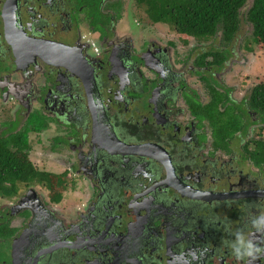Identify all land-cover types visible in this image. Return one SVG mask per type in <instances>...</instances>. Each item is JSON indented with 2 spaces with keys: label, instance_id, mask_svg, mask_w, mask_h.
<instances>
[{
  "label": "flooded vegetation",
  "instance_id": "obj_1",
  "mask_svg": "<svg viewBox=\"0 0 264 264\" xmlns=\"http://www.w3.org/2000/svg\"><path fill=\"white\" fill-rule=\"evenodd\" d=\"M217 37L139 0H0V139L62 177L0 197V264H243L222 240L264 214V113ZM231 115L248 129L225 134Z\"/></svg>",
  "mask_w": 264,
  "mask_h": 264
},
{
  "label": "trees",
  "instance_id": "obj_2",
  "mask_svg": "<svg viewBox=\"0 0 264 264\" xmlns=\"http://www.w3.org/2000/svg\"><path fill=\"white\" fill-rule=\"evenodd\" d=\"M139 2L145 5L146 15L153 23H162L184 37L202 42H209L220 34L222 46L226 50L234 42L244 20L253 28L247 50L252 52L253 46L256 45L264 54V0H253L251 5L248 4V0H139ZM244 9L246 12H243ZM227 53L228 51L223 53L221 48L216 50L215 58L219 64L228 59ZM227 102L228 99L225 97V104ZM250 103L257 112L264 113V83L259 82L255 87ZM230 117L229 121L223 119V127H220L225 134L248 129L249 126L240 125L236 116ZM263 131L264 128H261L258 132L260 139L255 142L257 145L255 151L249 152L250 158L256 160L258 164L264 162ZM19 146L18 143L15 147L10 146L8 141L0 139V197L10 201L17 195L19 188L36 184L53 190L61 187V175L37 169L28 159L27 152L23 151L25 147Z\"/></svg>",
  "mask_w": 264,
  "mask_h": 264
},
{
  "label": "rangeland",
  "instance_id": "obj_3",
  "mask_svg": "<svg viewBox=\"0 0 264 264\" xmlns=\"http://www.w3.org/2000/svg\"><path fill=\"white\" fill-rule=\"evenodd\" d=\"M252 2H253V0H248V4L251 5ZM243 12H246V9H244ZM153 28L157 29L156 26H154ZM165 29L166 28L164 27V30ZM252 32H253L252 25L246 23L243 20L241 22L240 30H239L234 42H232L228 46L229 50L236 53V58L239 59L240 62H242L241 64L235 65L237 71L233 72L232 76H235L233 78V80L238 79V77H237L238 74H240V76H241L240 78H242V79L243 78L246 79V78L252 76V78H255V79L257 78L256 79L257 83H259V82L264 83V54L259 49V47H257L256 45L253 46L254 47L253 51H252L253 53L248 51L246 48L247 43L249 42V40L252 36ZM217 38L218 39H217L215 44L217 46H219L222 36L219 34ZM249 46L251 47V44H249ZM243 58H245L246 60H244ZM231 77L227 76V78H231ZM243 85H245V84H243ZM240 120L245 124V120L243 118ZM252 129H253V132L251 133V136L256 138V135L260 131V127L256 126ZM229 135H230V133H229ZM262 135L264 136V131L262 132ZM226 143L227 142H225V144ZM9 144H10V146L12 145L10 142H9ZM28 159L31 160V158H28ZM44 162H42V163L41 162H35L36 164L43 166V167H37L39 170H41V171L46 170V172L48 170H50V171L55 172V173L60 172V167L57 165L56 162H54L52 160L49 162L48 158H45ZM251 175H253V174H251ZM39 189H40V192H47L48 191L47 189L45 190L44 187L43 188L39 187Z\"/></svg>",
  "mask_w": 264,
  "mask_h": 264
},
{
  "label": "clouds",
  "instance_id": "obj_4",
  "mask_svg": "<svg viewBox=\"0 0 264 264\" xmlns=\"http://www.w3.org/2000/svg\"><path fill=\"white\" fill-rule=\"evenodd\" d=\"M250 225L249 230L229 229L231 238L222 240V245L229 250L237 261L243 262V264H251L258 256L264 255V246H261L252 238L251 231L264 233V214L251 217Z\"/></svg>",
  "mask_w": 264,
  "mask_h": 264
},
{
  "label": "water",
  "instance_id": "obj_5",
  "mask_svg": "<svg viewBox=\"0 0 264 264\" xmlns=\"http://www.w3.org/2000/svg\"><path fill=\"white\" fill-rule=\"evenodd\" d=\"M61 49L64 51L63 53L66 54V55L74 56L76 53L80 54L79 50L77 51V50L71 49L69 47H61ZM19 63H20V61H19Z\"/></svg>",
  "mask_w": 264,
  "mask_h": 264
}]
</instances>
